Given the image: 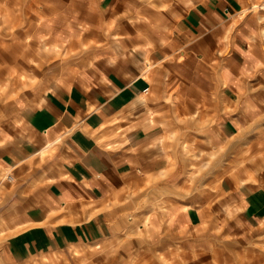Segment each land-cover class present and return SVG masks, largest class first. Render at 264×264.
I'll use <instances>...</instances> for the list:
<instances>
[{
	"label": "crops",
	"instance_id": "crops-1",
	"mask_svg": "<svg viewBox=\"0 0 264 264\" xmlns=\"http://www.w3.org/2000/svg\"><path fill=\"white\" fill-rule=\"evenodd\" d=\"M44 2L28 45L44 60L39 92L0 108L6 264H89L122 237L132 190L144 207L175 202L140 225L162 249L264 231V187L224 178V143L264 113L260 16L241 0H184L178 13L147 0Z\"/></svg>",
	"mask_w": 264,
	"mask_h": 264
},
{
	"label": "rangeland",
	"instance_id": "rangeland-1",
	"mask_svg": "<svg viewBox=\"0 0 264 264\" xmlns=\"http://www.w3.org/2000/svg\"><path fill=\"white\" fill-rule=\"evenodd\" d=\"M147 3L152 6V9L168 13L181 12L185 5L184 0H147ZM241 3L244 12L250 11L260 16L262 27H264V0H241ZM44 16V0H0V50L5 53V57L0 58V108L2 104L9 103L12 98L28 100L29 95L39 92L38 69L44 60L39 54H32V48L28 45L34 42V28L42 25ZM14 41H17L20 49V57L16 59L11 57L12 52H8L12 50L10 48H13ZM19 59L24 62L21 68ZM14 67L19 71L14 70ZM237 134L241 136L238 139L235 138ZM226 141L224 143V178L239 184L244 182L241 180L248 175L250 179L245 181L264 187V178L260 176L259 178L255 171L259 168L260 172L264 173V113L239 128L235 135ZM197 168L200 169V167ZM246 168L249 169L247 173ZM7 172H10L9 168L2 169L0 174L2 180ZM195 175L199 176L197 172H190L188 177L190 176L189 179L193 180ZM222 175H213L212 187L215 188ZM146 185L152 187V181ZM130 193L132 194H128L122 202L129 200L137 204L133 206V212H125L122 215L126 225L120 232L122 237L106 250L102 246L97 248V253L91 254L87 259L89 264H264V231L249 239L235 240L224 235V237L219 236L205 241L200 238L199 233L196 236L192 228L191 235L196 237H192L194 239L190 245L178 241L166 244L165 249L156 246L151 242V238H144V230L140 229V225L143 224L147 230L151 229L153 222L148 212L151 210H157V214L171 212V209L177 206L173 201H154L146 205L148 207H144L146 200L145 203H141L140 200L135 199L139 191L132 190ZM165 195L169 196L167 193ZM172 196L169 198H175ZM142 208H145L144 211H141ZM159 217L162 216L159 215ZM94 248L93 246L92 250ZM0 264H6L2 252V239H0Z\"/></svg>",
	"mask_w": 264,
	"mask_h": 264
},
{
	"label": "built area",
	"instance_id": "built-area-1",
	"mask_svg": "<svg viewBox=\"0 0 264 264\" xmlns=\"http://www.w3.org/2000/svg\"><path fill=\"white\" fill-rule=\"evenodd\" d=\"M3 179L6 181H11L12 180V174L10 172H7L4 174Z\"/></svg>",
	"mask_w": 264,
	"mask_h": 264
},
{
	"label": "bare ground",
	"instance_id": "bare-ground-1",
	"mask_svg": "<svg viewBox=\"0 0 264 264\" xmlns=\"http://www.w3.org/2000/svg\"><path fill=\"white\" fill-rule=\"evenodd\" d=\"M4 180V179H3Z\"/></svg>",
	"mask_w": 264,
	"mask_h": 264
}]
</instances>
